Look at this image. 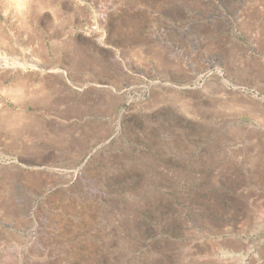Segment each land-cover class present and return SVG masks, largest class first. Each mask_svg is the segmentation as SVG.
<instances>
[{"label":"rangeland","instance_id":"obj_1","mask_svg":"<svg viewBox=\"0 0 264 264\" xmlns=\"http://www.w3.org/2000/svg\"><path fill=\"white\" fill-rule=\"evenodd\" d=\"M128 260L264 264V0H0V264Z\"/></svg>","mask_w":264,"mask_h":264},{"label":"bare ground","instance_id":"obj_2","mask_svg":"<svg viewBox=\"0 0 264 264\" xmlns=\"http://www.w3.org/2000/svg\"><path fill=\"white\" fill-rule=\"evenodd\" d=\"M223 35H224L223 33H219V35H217L215 38L218 39L219 41H221V40L223 39V37H222ZM3 65H4V64H3ZM126 256H127V255H126ZM231 256H232V255H231ZM231 256H230V255L227 256L226 259H227V260H228V259H232ZM123 258H124V257H123ZM126 259H127V258H126ZM131 259H132V258H131ZM235 259H236V258H235ZM232 260H233V259H232ZM123 261L125 262V260H123ZM128 261H129V260H128ZM128 261H127V262H128ZM229 261H230V260H229ZM129 262L132 263L133 260H132V262H131V261H129ZM129 262H128V263H129ZM125 263H126V262H125ZM224 263H225V262H224ZM227 263H228V262H227ZM132 264H133V263H132Z\"/></svg>","mask_w":264,"mask_h":264}]
</instances>
